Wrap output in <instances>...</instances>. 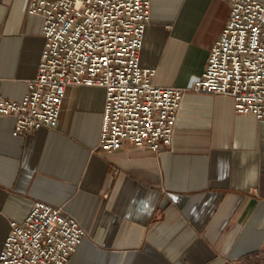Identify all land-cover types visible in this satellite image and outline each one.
I'll list each match as a JSON object with an SVG mask.
<instances>
[{
  "label": "crops",
  "instance_id": "0c3cea01",
  "mask_svg": "<svg viewBox=\"0 0 264 264\" xmlns=\"http://www.w3.org/2000/svg\"><path fill=\"white\" fill-rule=\"evenodd\" d=\"M28 2L0 0V96L15 101L44 43ZM228 17L226 0L150 1L139 63L154 84L184 89L161 151L99 146L101 86L67 85L55 127L13 135L0 116V250L36 200L85 230L67 264H236L263 250L264 120L188 88Z\"/></svg>",
  "mask_w": 264,
  "mask_h": 264
},
{
  "label": "built area",
  "instance_id": "2783aa9c",
  "mask_svg": "<svg viewBox=\"0 0 264 264\" xmlns=\"http://www.w3.org/2000/svg\"><path fill=\"white\" fill-rule=\"evenodd\" d=\"M150 1L29 0L27 12L42 16L44 43L23 97L0 96L13 135L55 127L66 86L95 85L104 88L99 146L106 152L125 141L153 152L170 145L184 89L154 84L155 70L139 63ZM226 1L228 20L188 88L230 95L238 113L264 120V4ZM84 236L74 217L36 200L21 222H10L0 264H67Z\"/></svg>",
  "mask_w": 264,
  "mask_h": 264
},
{
  "label": "rangeland",
  "instance_id": "374dc122",
  "mask_svg": "<svg viewBox=\"0 0 264 264\" xmlns=\"http://www.w3.org/2000/svg\"><path fill=\"white\" fill-rule=\"evenodd\" d=\"M236 264H264V254L260 255L256 258H243L242 260L238 261Z\"/></svg>",
  "mask_w": 264,
  "mask_h": 264
},
{
  "label": "trees",
  "instance_id": "16d2710c",
  "mask_svg": "<svg viewBox=\"0 0 264 264\" xmlns=\"http://www.w3.org/2000/svg\"><path fill=\"white\" fill-rule=\"evenodd\" d=\"M264 254V249L258 252L253 253L251 256L247 257V258H256L259 257L260 255Z\"/></svg>",
  "mask_w": 264,
  "mask_h": 264
}]
</instances>
